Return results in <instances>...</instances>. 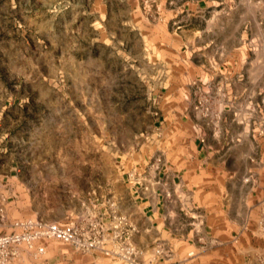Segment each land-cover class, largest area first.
Instances as JSON below:
<instances>
[{"label":"rangeland","instance_id":"rangeland-1","mask_svg":"<svg viewBox=\"0 0 264 264\" xmlns=\"http://www.w3.org/2000/svg\"><path fill=\"white\" fill-rule=\"evenodd\" d=\"M168 1L0 0V236H17L2 264H153L154 250L169 262V244L139 231L122 175L169 151L175 111L158 92L176 57ZM261 115L245 128L259 152ZM225 120L220 133L241 131ZM256 236L243 264H264V221Z\"/></svg>","mask_w":264,"mask_h":264},{"label":"crops","instance_id":"crops-1","mask_svg":"<svg viewBox=\"0 0 264 264\" xmlns=\"http://www.w3.org/2000/svg\"><path fill=\"white\" fill-rule=\"evenodd\" d=\"M168 4L176 57L158 92L175 111L169 151H153L122 175L144 221L139 231L169 244V262L154 250L153 264H243L264 221V150L245 129L258 124V112L264 118V0ZM196 106H210L216 120ZM223 119L241 131L220 133Z\"/></svg>","mask_w":264,"mask_h":264},{"label":"built area","instance_id":"built-area-1","mask_svg":"<svg viewBox=\"0 0 264 264\" xmlns=\"http://www.w3.org/2000/svg\"><path fill=\"white\" fill-rule=\"evenodd\" d=\"M49 231H50V233H52V234H54L56 236H60V234L63 235V233H64L61 229H59V228H57L55 226H50L49 227ZM16 238H17L16 235H10L8 237L7 236H3V237L0 236V248L4 247L5 245H7L8 243H10L12 241H15ZM0 264H2L1 261H0Z\"/></svg>","mask_w":264,"mask_h":264}]
</instances>
